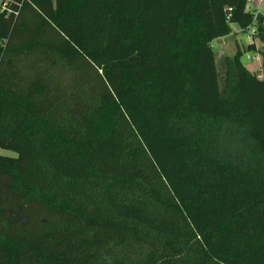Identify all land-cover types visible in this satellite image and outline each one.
<instances>
[{"label": "trees", "instance_id": "obj_1", "mask_svg": "<svg viewBox=\"0 0 264 264\" xmlns=\"http://www.w3.org/2000/svg\"><path fill=\"white\" fill-rule=\"evenodd\" d=\"M255 21L220 69L213 41ZM244 52L264 70L248 0H3L0 264H264Z\"/></svg>", "mask_w": 264, "mask_h": 264}, {"label": "rangeland", "instance_id": "obj_2", "mask_svg": "<svg viewBox=\"0 0 264 264\" xmlns=\"http://www.w3.org/2000/svg\"><path fill=\"white\" fill-rule=\"evenodd\" d=\"M2 1L3 0H0V3ZM250 5L251 10L255 11L256 9H254V3L252 1ZM260 9V15L264 17V3ZM253 41L254 39L252 38L250 31H242V29L237 24H231V33L229 35L213 41V46L216 52V61L219 68H222V62L225 56L233 55L234 53H236L237 46L244 50L247 45ZM255 43L260 47L258 40H255ZM248 56H250V58H247ZM241 60L251 71H253L257 75H261L260 78L264 77V70L262 69L261 65L260 53L244 52ZM0 155L17 156V153L15 151L0 147Z\"/></svg>", "mask_w": 264, "mask_h": 264}, {"label": "built area", "instance_id": "obj_3", "mask_svg": "<svg viewBox=\"0 0 264 264\" xmlns=\"http://www.w3.org/2000/svg\"><path fill=\"white\" fill-rule=\"evenodd\" d=\"M252 0H248V5L251 3ZM263 3H264V0H263ZM6 5V3H5ZM261 14V9H256L255 10V17H257L258 15ZM251 35L253 36L254 34H256L257 32V26H256V21L253 23V25L251 26V28L249 29ZM247 58H250V56H248Z\"/></svg>", "mask_w": 264, "mask_h": 264}, {"label": "crops", "instance_id": "obj_4", "mask_svg": "<svg viewBox=\"0 0 264 264\" xmlns=\"http://www.w3.org/2000/svg\"><path fill=\"white\" fill-rule=\"evenodd\" d=\"M252 2L254 3V9H259L263 5V0H252ZM259 44H260V47H259V45H257V44L256 45L258 48H261V43L259 42ZM261 61H262V57H261ZM259 77H261V75H259Z\"/></svg>", "mask_w": 264, "mask_h": 264}]
</instances>
